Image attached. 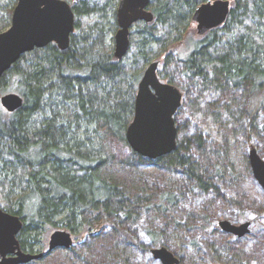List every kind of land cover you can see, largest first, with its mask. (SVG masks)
<instances>
[{
  "label": "trees",
  "instance_id": "obj_1",
  "mask_svg": "<svg viewBox=\"0 0 264 264\" xmlns=\"http://www.w3.org/2000/svg\"><path fill=\"white\" fill-rule=\"evenodd\" d=\"M9 1L14 4L0 15V31L17 0ZM67 1L74 13L69 46L34 48L0 77V96L14 91L23 98L12 112L0 104V206L20 217L21 248L32 252L42 229L61 225L87 233L72 264H134L129 247L136 240L127 224L151 209L146 232L153 243L170 248L173 230L180 255L186 247L198 253L205 236L213 256L219 231L208 210L221 199L226 214L240 207L221 191L238 174L227 156L229 136L240 147L250 142L264 157V0H229L224 23L194 40L184 57L175 46L205 0H150L153 19L133 24L121 59L113 54L112 35L118 0ZM154 60L160 78L183 97L174 115L175 149L147 158L130 148L125 131L138 82ZM146 165L175 178L160 185L154 174L146 178L138 170ZM218 239L229 257L264 264L253 249L243 252ZM256 242L264 248V230Z\"/></svg>",
  "mask_w": 264,
  "mask_h": 264
},
{
  "label": "water",
  "instance_id": "obj_2",
  "mask_svg": "<svg viewBox=\"0 0 264 264\" xmlns=\"http://www.w3.org/2000/svg\"><path fill=\"white\" fill-rule=\"evenodd\" d=\"M75 0H73V3ZM149 0H119L116 7L117 29L113 35V54L121 59L128 51L129 32L138 20L153 19L148 9ZM230 9L229 0H205L197 5L191 15L197 33L224 23ZM74 31V13L67 0H17L9 26L0 31V77L20 58L23 53L53 42L61 50L69 46L70 34ZM158 61L147 64L138 82L134 98V113L125 131L130 148L147 158H155L175 149L177 126L174 115L182 102V92L174 84L162 81L158 74ZM23 98L15 92L0 96L1 106L8 112L19 108ZM251 172L264 191V159L252 147L248 152ZM249 223L239 225L227 220L219 221L221 228L241 235ZM22 221L16 214L0 206V264H23L41 254L22 251L17 234ZM71 233L55 230L50 234L48 250L57 247L69 248ZM154 257L162 264H174L178 259L165 246L152 249ZM7 254L12 256L7 257Z\"/></svg>",
  "mask_w": 264,
  "mask_h": 264
},
{
  "label": "rangeland",
  "instance_id": "obj_3",
  "mask_svg": "<svg viewBox=\"0 0 264 264\" xmlns=\"http://www.w3.org/2000/svg\"><path fill=\"white\" fill-rule=\"evenodd\" d=\"M12 3H13L12 1L11 2L9 1L8 3V0H0V15L4 13L5 8H9L13 6L14 3L13 4ZM199 38H200V35L197 33L196 23L191 20L189 24V29H188V32L185 38L183 39L181 43L176 44L175 51L180 55V57L186 56L192 49L193 41ZM157 60L161 61L162 58H159ZM160 65L161 64L159 62V66ZM183 115H186V113L184 112ZM177 134L179 136L178 131H177ZM243 145L244 147L243 146L240 147L235 142V138H232V134L229 136V145H228L229 149L227 152V156H228V159L233 162L234 170H236L238 174L236 178L234 179V182L231 184L230 188H226V189L224 187L221 188V191H223L225 196L233 197L234 199L239 201L240 207L235 212H232L231 209H228L229 213L226 214L224 213V211H221L220 208L226 209L225 207L228 206L227 203H225V200H222V199L218 200L214 202L215 204H213L210 210H208V214L210 216L209 220L212 222L215 221L216 225L218 221H223V220H227V221L230 220L231 223L236 222V221L241 222V223L247 222L249 223L247 226V230L251 231V233H254L255 235L256 234L260 235L262 232L261 229L264 228V224H263V228H261L262 224L261 226H257V224L253 223L252 218L258 213V211H261V208L264 210V193L261 187L258 185V183L255 181V179L250 174V171L248 169V161L245 156V154H247L250 148L254 147L257 149V147L251 144L250 142H246ZM257 151L264 159L262 151L260 152L258 149ZM138 170L141 171V173L145 174L146 178L149 176L148 173L154 174V177L157 179L160 185L168 183L166 180L167 178H171V179L175 178V174L171 172H167L166 170L155 169L153 168V166H150V165L140 166ZM241 211H244V212L241 213ZM238 212L243 214V216L240 217L239 215L240 213ZM234 216H236V219L234 218ZM153 218H154V213L151 209H142L140 211L138 218L134 221H130L127 224V227L132 232L133 237L136 240V243H134L132 246L129 247V252L132 255V259L135 260V264H162L160 260H156L153 257L150 251L153 247H159L161 245L153 243L146 232V227L149 225L150 220H152ZM202 223L205 224V222H202ZM241 223H235V224L239 225ZM200 225H201V220H200ZM58 229L67 230L61 225H57L56 227H52V228L42 229V231H40L36 236L34 248L37 251L46 252L48 249V241H49L50 234ZM71 236L73 239L72 248L57 249L55 251L50 252L45 258L46 262L49 261L48 262L49 264H72V261L76 257V253L74 252V249H76L78 244L83 243V241L87 238V233L85 232V229H84L78 232L77 234L71 233ZM177 236H178V232L170 230L168 232L167 239L170 240L169 241L170 248L168 249L178 259V264H233L235 263L233 260L230 259L228 255H226L223 252V250L220 249V247H218L220 245L217 242H221V240H219L218 238L229 241L227 239L230 236L223 232L219 231L217 234H215V237H213L215 241L214 249L218 251V252H214L213 256H211L208 253V250L206 248V244H208V242L206 241L205 236L202 238V241L205 244H201L199 246L197 250L198 253L194 252L195 250H192L191 248L186 247L185 251L182 252V255H180L181 251L178 250L179 245H180V242H179L180 239ZM246 237L249 239V237H252V236L248 235ZM245 238L242 239L243 241L242 244L243 246L245 245V247L249 246L248 252H250L253 249L252 251L254 254H256L255 252H257V255L260 253L264 255V252H263L264 248L263 249L261 248L259 242H256L255 238L249 241L245 240ZM233 243H236V242L234 241ZM263 257L264 256H261V258ZM261 258H259V260H262Z\"/></svg>",
  "mask_w": 264,
  "mask_h": 264
},
{
  "label": "flooded vegetation",
  "instance_id": "obj_4",
  "mask_svg": "<svg viewBox=\"0 0 264 264\" xmlns=\"http://www.w3.org/2000/svg\"><path fill=\"white\" fill-rule=\"evenodd\" d=\"M119 1V0H118ZM150 1V0H149ZM72 3H73V1H72ZM71 4V3H70ZM117 4H118V2H117ZM117 7V6H116ZM148 9L151 11V9H150V6H149V4H148ZM152 12V11H151ZM153 14V13H152ZM139 21V20H138ZM141 21H143V20H141ZM137 22V21H136ZM117 23V22H116ZM135 23V22H134ZM133 23V24H134ZM133 24H132V26H133ZM132 26H131V28H132ZM130 28V29H131ZM157 74H158V69H157ZM158 76H159V74H158ZM159 78H160V76H159ZM161 79V78H160ZM162 80V79H161ZM162 81H164V80H162ZM166 82V81H165ZM179 88V87H178ZM180 89V88H179ZM182 92V91H181ZM182 95H183V93H182ZM249 152V151H248ZM248 152H247V154H246V158H247V161H248V169H249V171H250V174L252 175V177L254 178V176H253V174H252V172H251V168H250V163H249V157H248ZM258 152V151H257ZM259 153V152H258ZM261 156V155H260ZM262 157V156H261ZM255 179V178H254ZM256 181V180H255ZM257 182V181H256ZM258 183V182H257ZM259 185V184H258ZM260 186V185H259ZM261 187V186H260ZM261 189H262V187H261ZM262 191H263V189H262ZM263 193H264V191H263ZM252 220H253V223L254 224H257V226H261V224H262V227L261 228H263V224H264V210L263 209H261V211H259V213H257L253 218H252ZM229 222H230V220H229ZM232 223H241V222H238V221H236V222H232ZM216 227H217V229H218V231H220V232H223V233H225V234H227V235H229L230 237L227 239V240H229L228 242H236L237 243V245L238 244H240V245H238L239 247H240V249H244V251L243 252H248V250H249V246L248 247H245V245L243 246V241H242V239L243 238H245L246 236H248V235H251L252 237H249V239L246 237L245 238V240H251V239H253V238H257L258 237V235L256 234H254V233H251V231H249V230H247L246 232H243L241 235H238L237 233H235V232H228V231H226V230H224L223 228H221L220 227V225H219V221L217 222V225H216ZM261 230H264V228L263 229H261ZM19 233V232H18ZM18 235V234H17ZM72 237V236H71ZM17 239H18V237H17ZM18 241H19V239H18ZM72 241H73V239H72ZM19 245H20V242H19ZM257 245V244H256ZM259 246V245H258ZM20 248H21V245H20ZM70 248H72V244H71V246L69 247V248H61V247H57V248H54V249H52V250H48L47 249V251L46 252H43V251H37L35 248L33 249V251L32 252H30L28 249H26V250H23L22 248H21V250L22 251H25V252H29V253H33V254H41L38 258H36V259H33V260H30L29 262H26V263H23V264H30L32 261H35V260H38V259H43V260H45V258H46V256L50 253V252H52V251H55V250H57V249H70ZM153 248H155V247H153ZM152 248V249H153ZM152 249L150 250L151 251V253H152V255H153V257H154V254H153V252H152ZM258 249V248H257ZM262 250V249H261ZM256 254V256H260V254H258L257 255V252H255ZM9 256H12V254H7V257H9ZM261 256H263V254H261ZM155 258V257H154ZM156 259V258H155ZM230 259L231 260H233L235 263H233V264H246V263H243V261L241 260V261H237V260H235L232 256L230 257ZM156 260H159V259H156ZM161 261V260H160ZM133 262H134V264H135V260H133ZM239 262V263H238ZM162 263V262H161ZM229 263V262H228ZM176 264H178V262L176 263Z\"/></svg>",
  "mask_w": 264,
  "mask_h": 264
}]
</instances>
